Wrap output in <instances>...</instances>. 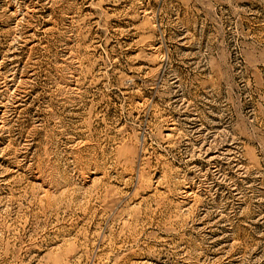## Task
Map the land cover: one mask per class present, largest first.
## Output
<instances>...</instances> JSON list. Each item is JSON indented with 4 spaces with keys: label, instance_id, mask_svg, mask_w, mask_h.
<instances>
[{
    "label": "rangeland",
    "instance_id": "rangeland-1",
    "mask_svg": "<svg viewBox=\"0 0 264 264\" xmlns=\"http://www.w3.org/2000/svg\"><path fill=\"white\" fill-rule=\"evenodd\" d=\"M0 264H264V0H0Z\"/></svg>",
    "mask_w": 264,
    "mask_h": 264
}]
</instances>
